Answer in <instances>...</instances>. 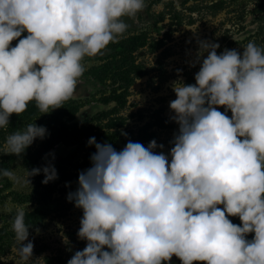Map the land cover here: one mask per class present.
Returning <instances> with one entry per match:
<instances>
[{"label": "clouds", "instance_id": "1", "mask_svg": "<svg viewBox=\"0 0 264 264\" xmlns=\"http://www.w3.org/2000/svg\"><path fill=\"white\" fill-rule=\"evenodd\" d=\"M145 6V0H0V129L30 102L42 114L62 107L85 72L84 57L118 42L128 28L122 17ZM219 47L198 41L195 83L173 84L170 119L178 130L167 154L154 151L164 147L155 139L147 146L129 140L117 151L89 138L91 166L67 196L82 210L77 236L86 245L67 264H169L173 256L181 264H264V47L250 41L242 52L217 54ZM46 134L32 122L6 137L5 154L22 157ZM41 172L44 184L57 178L51 163L22 177L0 169V177L31 186L29 177ZM30 227L18 209L12 230L24 262L33 260Z\"/></svg>", "mask_w": 264, "mask_h": 264}, {"label": "rangeland", "instance_id": "2", "mask_svg": "<svg viewBox=\"0 0 264 264\" xmlns=\"http://www.w3.org/2000/svg\"><path fill=\"white\" fill-rule=\"evenodd\" d=\"M145 4L134 17H122L128 24L122 36L143 34L147 38L146 44L132 53L134 63L142 66L144 74L135 77L129 85L119 86V82L112 84L109 80L99 83L88 78L85 72L108 58L109 48L101 54L85 56L82 61L85 72L74 95L62 107L49 113L40 112L33 119L38 126L46 127L47 134L48 116L58 112L64 118L73 117L71 121L78 124L93 125L100 133L110 134L119 125L135 136L139 129L146 127L154 133L157 144L164 145L154 151L167 154L178 130V125L170 119L169 102L176 98L173 84L181 78L185 84L195 83L194 75L200 64L192 65L198 41L218 43L217 54L226 48L242 52L250 41L264 47V0H145ZM25 35L26 32L22 33L21 38ZM116 88L117 92L124 93L122 106H117L115 101H101ZM71 105L79 106L74 116L68 110ZM219 110L225 111L224 106H219ZM227 115L231 116L230 110ZM110 137L106 140L110 141ZM85 151L83 146L76 148L60 143L44 154L32 168L54 165L57 178L47 184L41 182L43 172L29 177L31 186L16 184L6 177L0 181V264H67L75 251L85 247L86 241L77 236L82 210L67 200L68 194L78 188V177L74 175L89 168H79ZM3 153H6L5 142L0 147V156ZM8 169L21 177L26 169L31 170L25 167L22 158L11 162ZM48 190L50 196L45 199V206L50 208L41 222L29 229L28 239L34 244L33 260L24 262L17 253L12 222L18 209L29 212L37 208L38 193ZM169 264H181V261L173 256Z\"/></svg>", "mask_w": 264, "mask_h": 264}, {"label": "trees", "instance_id": "3", "mask_svg": "<svg viewBox=\"0 0 264 264\" xmlns=\"http://www.w3.org/2000/svg\"><path fill=\"white\" fill-rule=\"evenodd\" d=\"M19 39V38H18ZM146 36L143 34H132L128 36H121L118 38V42H110L106 47L109 48V57L103 59L99 64L92 66L85 74L88 78H92L99 83H105L107 80L112 84L119 82L118 85H129L133 82L135 77H140L143 73L142 66L138 63H134V57L132 55L136 48L143 47L146 44ZM17 40L11 42L14 43ZM124 93L117 92V88L112 90V93L102 97L101 101L108 103L115 101L117 106H122L124 102ZM77 105H71L69 107V113L74 116L78 110ZM40 114V110L36 106V103L30 102L27 109L19 114H12L10 117L9 126L6 129H0V147L2 143L6 141V137L15 131H22L26 126L33 122V119ZM106 115V113H105ZM71 117V116H70ZM71 118H64L63 114L53 112L48 116L50 123L49 133L45 135L43 139H39L38 144L35 145V140L30 145L22 157H16L15 155L3 153L0 156V169H8L11 162L16 161L19 158L24 160L25 167L31 169L35 164L39 162L44 154L50 151L54 146L63 144L66 146H75L76 148L83 146L86 147V151L83 155L80 163V169L83 167H90L91 161L90 155L95 152L94 145H88L87 141L90 137H95L98 143H110L117 150H121L125 144L131 140L133 142H140L147 146V144L154 139V133L149 132L148 128L144 127L139 129L137 134L133 136L131 131H125L118 127L110 134L100 133L93 125L86 123L78 124L71 121ZM174 124H176L174 122ZM126 133L127 135H123ZM110 137V141H107V137ZM78 177V175H74ZM5 177H0V181ZM49 192V193H48ZM38 206L33 211L25 212V222L29 226V229L36 227L40 222L45 212L50 208V205L45 206V199L49 198L50 191H43L38 193ZM233 223L240 224L238 217H229ZM252 233L248 234V239L252 238ZM194 264H205L203 261H194Z\"/></svg>", "mask_w": 264, "mask_h": 264}]
</instances>
